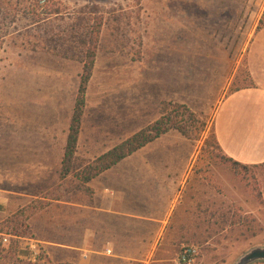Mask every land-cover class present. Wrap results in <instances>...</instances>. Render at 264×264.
Returning a JSON list of instances; mask_svg holds the SVG:
<instances>
[{
	"label": "rangeland",
	"instance_id": "1",
	"mask_svg": "<svg viewBox=\"0 0 264 264\" xmlns=\"http://www.w3.org/2000/svg\"><path fill=\"white\" fill-rule=\"evenodd\" d=\"M206 1L212 3L0 0V187L47 199L77 190L74 173L60 178V161L80 61L94 49L76 168L85 167L121 138L111 124L121 120V114L123 138L137 130L134 121L127 123V115L132 109L140 113L153 107L158 92L187 99L184 105L193 113V122L184 120L198 146L189 195L197 194L189 197L188 205L194 208L197 198L201 201L202 188L204 212L218 215L205 221L197 234L185 229L199 223L182 222L180 233L191 234L186 238L192 242L163 244L152 264H177L184 247L197 251L190 264H232L249 247L264 245V170L233 172L212 140V114L222 96L219 79L234 72L227 92L247 83L244 62L235 69L238 63L232 60L243 53L242 38L248 30L241 23L244 15L236 14L235 29H226L219 38L217 25L208 19L212 15L199 13ZM257 18L264 19V10L261 15L248 14L246 21L258 25ZM221 52L230 61H220ZM214 78L218 79L212 85ZM46 214L52 216V210ZM42 249L34 246L44 261L48 258Z\"/></svg>",
	"mask_w": 264,
	"mask_h": 264
},
{
	"label": "crops",
	"instance_id": "2",
	"mask_svg": "<svg viewBox=\"0 0 264 264\" xmlns=\"http://www.w3.org/2000/svg\"><path fill=\"white\" fill-rule=\"evenodd\" d=\"M202 5L199 13L212 15L206 18L217 25L214 30H218L219 38L226 29H235L236 14L244 15L241 23L245 31L248 30L242 38L243 53L232 60L238 63L234 65L235 69L244 62L247 83L227 92L235 78L234 72L217 83L222 96L216 100L212 114L216 143L224 156L237 163L264 165V26L256 30L257 23L252 26L250 19L246 21L248 14L261 15L264 3L243 0L236 5L232 1L212 0V3L206 1ZM224 55L225 52H221L219 60L230 61ZM217 79L214 78L211 84L214 85ZM168 84L170 86V82ZM154 99L153 107H147L144 112L134 109L129 112L127 123L134 121L139 128L125 138L122 114L117 123L111 122L121 138L105 148L102 154L158 120L162 102H189L181 97L175 99L170 94L165 97L160 92ZM197 157L195 140L170 129L67 197L47 199L27 191L0 187V245L6 246L2 239L7 237L14 249L12 254L15 253L23 264L30 261L35 245L44 249V257L48 258H44L46 264L157 262L155 255L163 244L178 247L183 244L182 238L190 237L191 234L180 233L184 230L182 222L199 223L195 228L185 229L197 234L203 231L205 221H212L218 215L204 212L202 188L201 201L197 198L194 208L188 205L189 197L194 198L197 194L189 195V191H193L190 181ZM46 201L48 203L44 204ZM49 209L52 216L46 214ZM17 221L27 225V229H22ZM17 224L19 236L7 234L8 229L17 231ZM2 262L13 264L12 258L0 259V264Z\"/></svg>",
	"mask_w": 264,
	"mask_h": 264
},
{
	"label": "trees",
	"instance_id": "3",
	"mask_svg": "<svg viewBox=\"0 0 264 264\" xmlns=\"http://www.w3.org/2000/svg\"><path fill=\"white\" fill-rule=\"evenodd\" d=\"M264 26V19H260L256 30H259ZM81 73L79 75L78 86L76 89V94L74 98V103L72 107V112L68 124V131L66 135L65 145L63 147V155L61 158L60 164V178L66 179L70 176V174L74 173L72 176L77 181L78 185L76 189L82 187L85 183L89 182L104 170L109 167L115 165L123 158L129 156L139 148L143 147L147 143L151 142L161 134L167 132L170 129H176L181 134L189 139H193L190 134L187 133L188 127H185V121L188 119L190 122H193V113H191L188 107L184 104L174 103V102H162L160 107V117L155 122L131 135L129 138L125 139L117 146L107 151L106 153L96 157L91 163L85 165L83 168H76L75 165V154L77 150L78 136L81 128V122L83 119L85 102H86V91L87 86L92 76L93 66L95 62V50L89 49L87 53L84 55L82 60ZM245 77L247 79V73L245 71ZM239 87L234 88L231 91L237 90ZM184 118L182 120V118ZM185 120V121H184ZM212 140L214 141L217 150L220 152V158L224 161L225 164L229 166V168L233 172H237L238 170H247L251 168H262L264 170V165H256V166H248L237 163L226 156H224L216 143L214 133H212ZM77 172V173H75ZM69 194V193H68ZM18 222V221H17ZM21 225V228L24 227L27 229V225H22V223L18 222ZM17 224V225H18ZM18 227H15L17 231L6 230L9 235H17L19 236ZM20 228V229H21ZM23 229V228H22ZM3 230V228L1 229ZM183 243H191L192 240L189 238L182 239ZM185 248V247H184ZM183 249V248H182ZM181 249V251H182ZM14 250V249H13ZM12 243H8L6 246L0 245V259H11L13 260V264H23L21 260L15 257V253L12 254ZM41 258L38 257V261ZM26 264H36L28 261Z\"/></svg>",
	"mask_w": 264,
	"mask_h": 264
},
{
	"label": "water",
	"instance_id": "4",
	"mask_svg": "<svg viewBox=\"0 0 264 264\" xmlns=\"http://www.w3.org/2000/svg\"><path fill=\"white\" fill-rule=\"evenodd\" d=\"M264 263V245H254L241 253L232 264Z\"/></svg>",
	"mask_w": 264,
	"mask_h": 264
},
{
	"label": "built area",
	"instance_id": "5",
	"mask_svg": "<svg viewBox=\"0 0 264 264\" xmlns=\"http://www.w3.org/2000/svg\"><path fill=\"white\" fill-rule=\"evenodd\" d=\"M8 242H9L8 238L7 237H3L2 243L7 245ZM196 255H197L196 249H194L192 247H185V248L182 249V251L179 254L177 264H190L194 260ZM39 256H40L39 251L38 250H34V252H32V254H31L30 262L31 263H36V264H46L41 259L38 261V257Z\"/></svg>",
	"mask_w": 264,
	"mask_h": 264
}]
</instances>
